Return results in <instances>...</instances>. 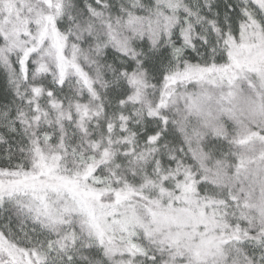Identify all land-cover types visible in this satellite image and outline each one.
I'll list each match as a JSON object with an SVG mask.
<instances>
[{
  "label": "snow or ice",
  "instance_id": "snow-or-ice-1",
  "mask_svg": "<svg viewBox=\"0 0 264 264\" xmlns=\"http://www.w3.org/2000/svg\"><path fill=\"white\" fill-rule=\"evenodd\" d=\"M0 264H264V0H0Z\"/></svg>",
  "mask_w": 264,
  "mask_h": 264
}]
</instances>
